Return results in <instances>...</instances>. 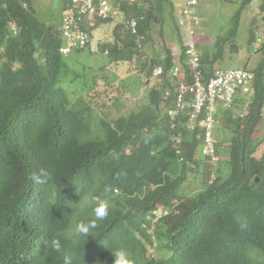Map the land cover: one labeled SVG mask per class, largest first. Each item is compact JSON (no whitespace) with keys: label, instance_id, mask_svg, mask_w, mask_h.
<instances>
[{"label":"trees","instance_id":"trees-1","mask_svg":"<svg viewBox=\"0 0 264 264\" xmlns=\"http://www.w3.org/2000/svg\"><path fill=\"white\" fill-rule=\"evenodd\" d=\"M164 4L171 2L122 0L138 32L118 24L102 51L133 64L154 25L165 29ZM61 21H41L34 0H0V264H63L48 243L53 236L62 238L74 264H113L111 249L122 246L135 264H264V155L256 158L250 145L264 112V68L254 72L253 94L236 99L237 108L248 102L246 114L236 117L235 107L217 112L218 135L232 126L228 141L216 138L217 155L228 151L229 158L210 172L203 131L176 107L180 78L173 75L172 49L144 72L150 81L163 68L148 103L112 123L100 120L95 132L92 118L103 96L95 105L75 103L62 85L70 72L60 52ZM210 59L203 55L207 78ZM201 171L200 190L189 194L184 183ZM94 195L109 201L110 215L86 241L70 231L92 217ZM154 212L161 214L152 223ZM155 244L159 256L150 255Z\"/></svg>","mask_w":264,"mask_h":264},{"label":"rangeland","instance_id":"rangeland-1","mask_svg":"<svg viewBox=\"0 0 264 264\" xmlns=\"http://www.w3.org/2000/svg\"><path fill=\"white\" fill-rule=\"evenodd\" d=\"M132 1V0H131ZM244 0H198L199 5L197 11L203 19L200 27V35L208 37L209 44L199 46L200 52L213 60L212 65L218 69H236L239 67L247 66L253 69L251 61H258L261 55L255 52L254 44H250V30L259 31L260 35L254 39V43L260 41L261 46L264 44V0H253V2L242 9ZM171 4H164L167 8L164 15L168 21L164 26L165 29L161 31L159 25H154L149 33L148 42L142 49L140 55L135 58L134 63L127 65L123 62L116 61L109 52L102 51L101 47L105 44H112L115 40L114 29L115 27L126 21L123 17L115 19L110 22H100L93 30L94 40L91 42V47L82 50L81 52L75 51L69 55L64 56V60L68 66L67 70L71 73L68 74L62 82V85L75 100V103L85 100L88 104L95 105L100 98L103 99L100 104V109L94 111L92 118L93 130L96 132L100 126V120L104 119L107 122L114 121L120 117H125L133 111H138L145 104L148 103L146 97L148 88L152 89L155 84V76L150 81L144 73L151 68L152 60H163L167 54V49H173L177 56L180 50L178 42H176V33L172 24L175 23V17L171 19L169 13L175 10L176 5L180 0H170ZM67 0H34L37 17L47 23L51 18H59L63 16V12ZM237 12H241V23L238 28L237 34L231 39V42H223L222 52H219V45L222 39L232 37L233 19ZM162 32V33H161ZM231 44V45H230ZM235 44L239 48V53L232 55L231 46ZM253 59V60H252ZM159 60V61H160ZM110 102V106L103 111L106 104ZM248 105V102L247 104ZM246 105L242 108L235 106V116L247 113ZM221 125H224L222 121ZM227 125V124H226ZM228 129L224 133L219 132V135H226L227 141L230 139V132L232 126L229 123ZM218 132L215 131V141L219 137ZM264 116L261 117L257 124L252 137L250 138V145L256 148L255 157L261 158L264 155ZM217 144V141H216ZM230 143L226 142L224 147L229 148ZM228 151L217 155V160L212 161L207 159L204 165L212 172L213 169L226 163L229 158ZM204 160V159H203ZM222 163V164H221ZM215 166V167H213ZM206 171L205 167L199 169ZM203 171L190 173L187 181L184 183L183 188L187 192L196 193L202 186ZM209 172V173H210ZM89 202L83 201L81 206H88ZM150 221L154 223L158 218V213L154 212L149 216ZM74 229L70 231L73 235ZM157 244L149 247V252L159 256L156 248ZM111 264V262H107Z\"/></svg>","mask_w":264,"mask_h":264},{"label":"built area","instance_id":"built-area-1","mask_svg":"<svg viewBox=\"0 0 264 264\" xmlns=\"http://www.w3.org/2000/svg\"><path fill=\"white\" fill-rule=\"evenodd\" d=\"M121 1L67 0L68 7L63 12L60 28L64 40V45L60 49L61 54L69 55L74 51L91 47L94 40L93 30L98 23L124 18L120 10ZM197 5L198 0H185L176 15V28L183 37L185 57V63L181 64V61H178L173 70V75L180 78V85L176 89V107L178 112L186 111L192 129L198 126L201 128L205 144L203 155L215 161L216 114L219 110L233 109L239 96L252 95L256 75L245 68L216 69L207 78L199 51L201 42L198 39V31L203 19L196 10ZM124 24L137 34L138 20H126ZM11 30L14 34L18 33L15 23ZM153 74L155 77H161L163 68L155 69ZM214 180L215 176L211 182Z\"/></svg>","mask_w":264,"mask_h":264},{"label":"clouds","instance_id":"clouds-1","mask_svg":"<svg viewBox=\"0 0 264 264\" xmlns=\"http://www.w3.org/2000/svg\"><path fill=\"white\" fill-rule=\"evenodd\" d=\"M184 42V41H183ZM184 50V47L182 48ZM184 53V52H183ZM65 56V55H63ZM178 63V62H177ZM183 64L182 62H180ZM185 63V62H184ZM175 64V62H174ZM154 75V74H153ZM159 78V77H155ZM247 109V107H246ZM245 109V110H246ZM264 113V112H263ZM246 114V113H244ZM243 114H241L242 116ZM263 116V115H262ZM217 124V123H216ZM216 131V126H215ZM214 174L211 177L210 184H213L212 179ZM216 179V177H215ZM108 189H105L107 191ZM94 208L92 209V217L87 220H81L79 223L75 225L74 234L78 237L85 238L88 241L89 237H94L95 230L99 228L100 223L104 221L110 215V203L108 200L101 198L100 196L92 197ZM158 217L161 212H157ZM155 223V222H154ZM51 249L62 253L63 256V264H74L73 256L71 253L65 251L64 243L61 237L53 236L52 239L48 242ZM112 254L114 256L113 264H135L131 252L127 247H118L116 249H111ZM99 264V262H97Z\"/></svg>","mask_w":264,"mask_h":264},{"label":"crops","instance_id":"crops-1","mask_svg":"<svg viewBox=\"0 0 264 264\" xmlns=\"http://www.w3.org/2000/svg\"><path fill=\"white\" fill-rule=\"evenodd\" d=\"M132 1H134V0H132ZM184 2H185V0H180V3L178 4V5H176V7H175V10L172 8L171 9V11H173V12H171V13H169V15H170V17H171V19H173V17H175L174 19H175V23H173L172 24V26H173V29H174V31H175V33H176V42H178V44H179V46H180V50H181V52H179V54L176 56L175 55V53H174V51H173V49H172V51H173V55H174V62H175V65H176V63L178 62V61H181L182 63H184L183 61H182V58H183V52H184V50H182V48L184 47V44H183V37H182V34L179 32V30L176 28V15H177V12H178V10L181 8V6L184 4ZM244 2V1H243ZM253 2V0L249 3V5L251 4ZM121 3H122V1H121ZM198 5H199V2H198ZM198 5H197V7H196V10H197V8H198ZM248 5V6H249ZM247 6V7H248ZM263 9H264V5H263V7H262ZM120 10H121V4H120ZM166 10H167V8L165 9V12H166ZM122 11V10H121ZM123 12V11H122ZM198 12V11H197ZM199 14V13H198ZM123 15H124V12H123ZM166 17H167V15L166 16H164V24L166 25V23H167V21H168V18H167V20H166ZM235 18V17H234ZM124 19H125V16H124ZM126 20V19H125ZM110 22V21H109ZM240 23H241V15H240V19H239V23H238V28H239V26H240ZM122 24V23H121ZM233 24H234V19H233ZM164 27V26H163ZM161 29H162V26H161ZM200 31V30H199ZM199 31H198V39H199V42H203V44H209L208 46H210V43H209V41L208 40H210L211 41V39L210 38H208V37H202L201 35H200V33H199ZM256 32L258 33L257 35H260V33H259V31H254V30H250V40H249V43L250 44H254V48H255V52L256 53H258V55H261V58H259V60L258 61H251V63L253 64V69H251L250 70V68L249 67H247V66H243V67H239V68H245V69H247V70H250V71H252V72H255V71H258V70H261V69H263L264 68V44L261 46V44H260V41L262 40V39H258V42H256V43H254V39H256L257 38V35H256ZM237 34V33H236ZM252 36L254 37V39L252 40ZM233 37H235V35L233 36L232 35V37L231 38H224V39H222V40H220L221 41V43H223V42H225V43H228V42H231V39L233 38ZM226 40V41H225ZM201 43H200V45H201ZM199 45V46H200ZM231 45V44H230ZM260 45V46H259ZM199 51H200V49H199ZM237 53H239V48H238V51L237 52H234V53H232L231 52V54L232 55H234L235 56V54H237ZM200 54L202 55V58H203V55L204 54H202L201 52H200ZM253 60V59H252ZM211 61H213V60H211ZM211 61H208V62H206V65H205V67H206V71H208V70H216V69H218V68H215V67H213L212 65L214 64V61L212 62V64H211ZM237 69V68H236ZM222 70H224V69H222ZM227 70V69H226Z\"/></svg>","mask_w":264,"mask_h":264},{"label":"water","instance_id":"water-1","mask_svg":"<svg viewBox=\"0 0 264 264\" xmlns=\"http://www.w3.org/2000/svg\"><path fill=\"white\" fill-rule=\"evenodd\" d=\"M237 51H238V47H237V45L233 44V45L231 46V52L234 53V52H237Z\"/></svg>","mask_w":264,"mask_h":264}]
</instances>
